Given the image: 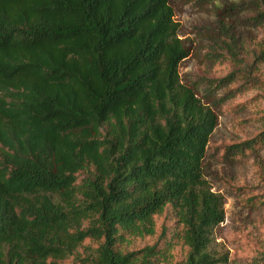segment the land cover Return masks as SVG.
I'll return each mask as SVG.
<instances>
[{
    "label": "trees",
    "instance_id": "1",
    "mask_svg": "<svg viewBox=\"0 0 264 264\" xmlns=\"http://www.w3.org/2000/svg\"><path fill=\"white\" fill-rule=\"evenodd\" d=\"M189 56L169 0H0V264H63L82 246L73 264H168L181 243L177 264H229L204 173L218 117L182 83ZM163 217L181 230L130 251Z\"/></svg>",
    "mask_w": 264,
    "mask_h": 264
},
{
    "label": "rangeland",
    "instance_id": "2",
    "mask_svg": "<svg viewBox=\"0 0 264 264\" xmlns=\"http://www.w3.org/2000/svg\"><path fill=\"white\" fill-rule=\"evenodd\" d=\"M180 38L190 56L180 65L182 83L195 91L202 103L218 117L204 161L205 179L225 200V221L215 229L213 250L227 254L229 264H260L264 255V144L233 156L231 146L264 131V27L256 23L261 0H169ZM233 77L225 83L218 81ZM84 174L79 175L81 183ZM158 235L133 238L129 250L163 245L181 228L171 221H157ZM179 227V228H178ZM85 247L77 258L84 257ZM87 252V250H86ZM182 243L173 262L186 257ZM74 256V257H75ZM70 257L63 264H73ZM262 264V263H261Z\"/></svg>",
    "mask_w": 264,
    "mask_h": 264
}]
</instances>
